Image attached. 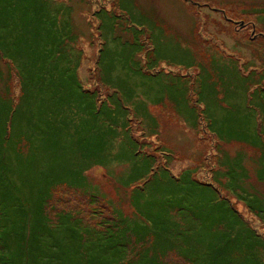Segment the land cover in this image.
I'll return each instance as SVG.
<instances>
[{"label":"rangeland","instance_id":"rangeland-1","mask_svg":"<svg viewBox=\"0 0 264 264\" xmlns=\"http://www.w3.org/2000/svg\"><path fill=\"white\" fill-rule=\"evenodd\" d=\"M75 64L94 93L84 108ZM241 67L264 69V0H0V181L32 199L38 179L53 223L67 211L103 230L117 217L132 264H264V106L251 102L259 129L242 132ZM224 117L238 148L212 137Z\"/></svg>","mask_w":264,"mask_h":264},{"label":"trees","instance_id":"trees-1","mask_svg":"<svg viewBox=\"0 0 264 264\" xmlns=\"http://www.w3.org/2000/svg\"><path fill=\"white\" fill-rule=\"evenodd\" d=\"M244 23L249 24L247 22ZM75 68L76 69L73 70L67 68L66 71L69 72L71 70V73H66L67 76L71 75V77L74 79V83L77 84L81 89V94L78 91L79 96L81 95L80 108H84V106H86L84 105L86 104L84 103L85 95L91 98L94 96V93H89L83 89L79 78L76 77V64ZM66 73L64 75H59L58 77L56 89L59 91H62V89L65 88ZM238 74L240 80L246 81V83L244 85H241V83L237 82L230 83L231 88L233 89L234 94L237 97V100H239V103L237 105L241 104L240 97L243 99L242 92L246 91V99H248V97L252 95V98H250V102L246 104L247 109L245 111L247 114L242 116L245 120V124H243L244 127L241 126L240 129L242 130V132L245 131L247 134H254L253 130L256 132L259 129L258 124L261 118L260 120H258L259 116L254 112L252 113L249 106L254 100L256 106L260 104L264 106V95L262 96L259 93V91L264 88V84H262L264 80V69L263 67H261L258 71L257 69L248 71L245 69V67H241ZM254 76L255 78H257L256 80L259 84L258 86L256 85V83L252 85V81H248L249 79H251L253 80V82H255L253 78ZM261 85H263V88H259L261 87ZM75 93L77 92L75 91ZM158 97L160 98V96ZM93 103L94 99L91 104ZM103 103L104 102L99 105L100 110H102ZM154 103H156V100H154ZM22 111L24 112L25 109H23ZM229 118L231 117L228 116V119ZM86 119H89V117H86ZM93 119L94 118H91V120ZM218 127L220 130L218 131L221 135L219 134L212 136L215 137L216 140H218L217 144L219 141L225 143L227 141L233 140L234 142L237 141V143L239 144L237 145L238 148L243 145L242 143L245 142V139H243L242 136L236 138V140H228L223 137L226 135L223 134L224 131H231L230 133H227V135H236L237 133H239V128H232L230 122L228 123V120H225V117L223 123L220 122ZM261 130H264V127L261 128ZM158 138L159 137H156V140L155 138H153V140H155V142L159 145ZM249 138L246 142L250 145H254L256 140L254 142H251L249 141ZM4 140L5 137H0V146L5 145ZM56 141L58 142V152L67 149L65 141H63V136H61L60 134L57 135ZM95 146L96 145L94 143L91 144V148L87 149L89 151H86L85 147L80 144V148L82 149L81 152L85 154L86 157H92L95 155L98 156L99 154L95 151ZM159 147L160 148L158 149H162L166 152L163 146L160 145ZM96 148H98V146H96ZM238 150L244 152V147L242 146ZM223 163L224 161L222 162V164ZM230 164H232V168L228 165L229 169L228 171H226V173H235V170L233 168L236 169L237 166L241 165V159L236 157L235 160ZM79 175L84 176V173L81 172ZM217 176L218 172L215 171V179H219L217 178ZM84 179H86L85 176ZM39 184V180L36 179V182L31 185V192L33 193L34 191H36L37 196L29 199V196L27 195L26 184H21L14 192L10 191L0 181V207L4 204L2 208L7 209V212H11L10 216L3 215L0 217V264H61L60 260L62 259V257L67 258L68 261H71V259L73 258H75V260L77 259L74 264H85L87 262L88 264H132L127 258V252L125 253L123 249L121 250V247H119V244L117 242V240L119 239L117 236L120 233V231L116 229L117 224H115L117 223V217L116 219L114 218L113 220L109 221V223L112 224H109L111 225L110 227L103 226V230L92 225H86L80 217L67 211L58 212V219L55 223H53L49 212H47L48 198H50L52 192H48V190H46V192H42L41 190L36 189ZM205 185L213 186L209 183ZM209 196H213L214 200H219L220 198L216 193L213 192H211ZM24 197L27 198V200H25ZM18 201V208H14L15 204ZM243 225L246 226L245 224ZM250 230L255 234L257 233L251 228ZM86 244L90 245L91 247L90 249H87L90 251V254L88 255L87 259L82 260L81 258L83 256L80 253ZM256 244H258V252H262L263 250H260L259 246L263 247V245L260 244H264V241L260 239V243L256 242L255 245ZM179 246H176V248H178ZM246 247L248 249V246ZM166 252H168V250ZM186 255L190 257L188 253ZM29 258L33 260V263L29 261Z\"/></svg>","mask_w":264,"mask_h":264},{"label":"flooded vegetation","instance_id":"flooded-vegetation-1","mask_svg":"<svg viewBox=\"0 0 264 264\" xmlns=\"http://www.w3.org/2000/svg\"><path fill=\"white\" fill-rule=\"evenodd\" d=\"M244 25H246V24H244Z\"/></svg>","mask_w":264,"mask_h":264}]
</instances>
